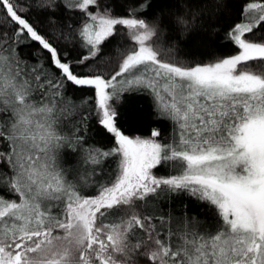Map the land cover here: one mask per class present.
<instances>
[{
  "label": "snow or ice",
  "instance_id": "6c2138e0",
  "mask_svg": "<svg viewBox=\"0 0 264 264\" xmlns=\"http://www.w3.org/2000/svg\"><path fill=\"white\" fill-rule=\"evenodd\" d=\"M0 264H264V0H0Z\"/></svg>",
  "mask_w": 264,
  "mask_h": 264
},
{
  "label": "trees",
  "instance_id": "16d2710c",
  "mask_svg": "<svg viewBox=\"0 0 264 264\" xmlns=\"http://www.w3.org/2000/svg\"><path fill=\"white\" fill-rule=\"evenodd\" d=\"M208 44H210L212 46L225 45L226 42L223 38V32H220L218 36H215L213 39L209 40ZM221 50H224V49H221ZM25 51H29V50L26 49ZM193 51H195V54L197 56H200L202 49H193ZM149 101H150V98H145V99H141V100L137 101V103L141 107H143L145 109V111L147 112ZM150 126H156V125H152L150 120L145 119V121L143 123H139V124H136V125L131 127V134L147 135L148 134V128ZM185 203H189L190 208L194 212H199L201 210L199 205L194 201L190 202L188 200H185Z\"/></svg>",
  "mask_w": 264,
  "mask_h": 264
}]
</instances>
